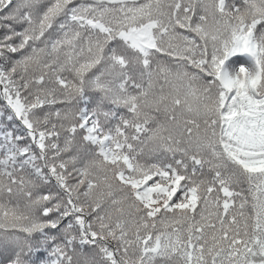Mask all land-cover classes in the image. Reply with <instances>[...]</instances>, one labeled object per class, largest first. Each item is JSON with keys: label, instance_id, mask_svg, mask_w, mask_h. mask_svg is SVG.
I'll list each match as a JSON object with an SVG mask.
<instances>
[{"label": "snow or ice", "instance_id": "6c2138e0", "mask_svg": "<svg viewBox=\"0 0 264 264\" xmlns=\"http://www.w3.org/2000/svg\"><path fill=\"white\" fill-rule=\"evenodd\" d=\"M0 264H264V0H0Z\"/></svg>", "mask_w": 264, "mask_h": 264}, {"label": "trees", "instance_id": "16d2710c", "mask_svg": "<svg viewBox=\"0 0 264 264\" xmlns=\"http://www.w3.org/2000/svg\"><path fill=\"white\" fill-rule=\"evenodd\" d=\"M247 60H248L247 56L238 55L230 58V60L226 62L225 67L230 73L233 71H238L240 66L246 65Z\"/></svg>", "mask_w": 264, "mask_h": 264}]
</instances>
